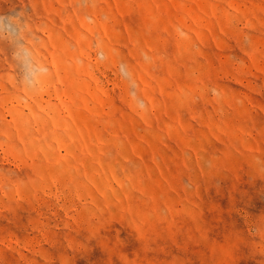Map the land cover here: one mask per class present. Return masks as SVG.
<instances>
[{
  "label": "rangeland",
  "instance_id": "374dc122",
  "mask_svg": "<svg viewBox=\"0 0 264 264\" xmlns=\"http://www.w3.org/2000/svg\"><path fill=\"white\" fill-rule=\"evenodd\" d=\"M0 264H264V0H0Z\"/></svg>",
  "mask_w": 264,
  "mask_h": 264
}]
</instances>
